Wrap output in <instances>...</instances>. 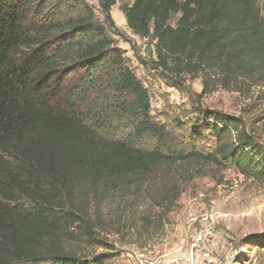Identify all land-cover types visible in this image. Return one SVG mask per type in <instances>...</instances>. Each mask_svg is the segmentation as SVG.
Returning a JSON list of instances; mask_svg holds the SVG:
<instances>
[{"label":"trees","instance_id":"obj_1","mask_svg":"<svg viewBox=\"0 0 264 264\" xmlns=\"http://www.w3.org/2000/svg\"><path fill=\"white\" fill-rule=\"evenodd\" d=\"M58 2L63 8L50 13L42 0H0V264H107L110 255L78 250L82 242L106 246L97 233L101 205L132 179L153 182L162 168L232 165L264 178V149L239 117L202 113L196 138L207 131L215 140L207 155L113 138V124L123 122L133 137L165 135L89 6ZM98 3L114 27V0ZM120 10L133 35L154 38L165 72L264 80L257 0H132ZM160 182L163 195L173 193L162 203L175 202L180 189ZM243 243L264 248L263 237Z\"/></svg>","mask_w":264,"mask_h":264},{"label":"rangeland","instance_id":"obj_2","mask_svg":"<svg viewBox=\"0 0 264 264\" xmlns=\"http://www.w3.org/2000/svg\"><path fill=\"white\" fill-rule=\"evenodd\" d=\"M58 1L42 0L50 13L60 9ZM82 1L146 90L151 122L165 135L163 141L158 136L133 137L130 122H123L113 124V138L132 137L135 145L160 148L166 154L196 150L207 155L214 149V138L206 131L197 139L195 133L202 130V113L215 111L242 119L264 149V80H228L215 71L197 78L165 72L156 65L154 38L135 36L125 24L120 9L132 0H114L110 11L114 27L100 12L98 0ZM257 5L264 21V0H257ZM177 166L162 168L153 182L132 179L124 191L111 195L100 207L97 228L106 246L82 242L80 254L110 255L107 264H188L192 238L200 229L189 224V215L207 213L212 217V233L195 250V264L263 263L264 248H249L243 240L264 238V178H245L232 165ZM160 181L180 189L175 202L172 197L171 204L162 203L173 193L163 195ZM206 251L210 262L202 263L201 254Z\"/></svg>","mask_w":264,"mask_h":264},{"label":"built area","instance_id":"obj_3","mask_svg":"<svg viewBox=\"0 0 264 264\" xmlns=\"http://www.w3.org/2000/svg\"><path fill=\"white\" fill-rule=\"evenodd\" d=\"M189 224L193 226H199L200 229L194 233L192 238L189 254L187 255L188 264H195L194 253L195 250L200 248V245L204 243L205 239L211 235L210 224L213 222L211 215L202 213L200 215L190 214L188 218ZM202 263L210 262V253L208 251L201 254Z\"/></svg>","mask_w":264,"mask_h":264}]
</instances>
